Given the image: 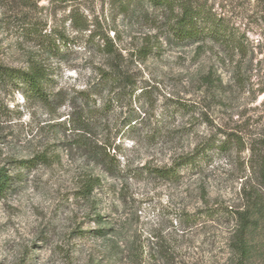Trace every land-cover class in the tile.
<instances>
[{"label":"rangeland","instance_id":"obj_1","mask_svg":"<svg viewBox=\"0 0 264 264\" xmlns=\"http://www.w3.org/2000/svg\"><path fill=\"white\" fill-rule=\"evenodd\" d=\"M25 1L0 0V60L42 62L52 96L44 104L0 84V167L12 176L0 197V264H239L233 211L246 208L250 192L260 209L245 232L244 264H264L261 0H215L225 32L199 48L157 40L145 18L118 13L112 0ZM71 11L85 30L72 26ZM26 13L64 37L55 50L20 29ZM149 37L162 46L139 53ZM103 39L122 49L128 82L100 78ZM86 138L116 155L114 174L93 160ZM205 143L201 168L177 178L154 171ZM40 153L51 160L18 169V160ZM88 176L100 180L90 193L82 192Z\"/></svg>","mask_w":264,"mask_h":264},{"label":"trees","instance_id":"obj_2","mask_svg":"<svg viewBox=\"0 0 264 264\" xmlns=\"http://www.w3.org/2000/svg\"><path fill=\"white\" fill-rule=\"evenodd\" d=\"M37 2L39 0H27L25 4L29 3L37 8ZM261 3L263 6L261 20L264 25V0H261ZM214 5L215 0H112V8L118 13H136L138 14L137 16L145 18L150 27L155 30L154 36L157 40L159 37H162V40L168 42V44H196L197 48L207 40L218 41L225 32L222 18L215 13ZM26 8L30 9L29 7ZM150 10L152 11L150 12ZM68 19L72 26H76L79 30L83 31L86 29L83 25L84 19L75 14L74 11L69 13ZM6 20L2 19L0 21V28L2 27L1 25L6 23ZM19 20L21 23L19 26L20 29L25 34L35 33L41 42L40 44H45L49 50H55V42L57 39H64L54 29L47 32L44 27L45 22L40 16H32L26 13L20 15ZM2 34L0 33V52L2 47ZM160 46H162V42L157 41V43H153L151 37H149L141 45L138 52L146 55L153 49L157 50ZM99 50L106 58V61H108L107 68L99 67L98 69L103 83L110 85L122 84L126 80L128 82L130 76H128V70L124 69L123 66L125 58L122 54V49L119 48L117 43L112 39H103L102 43L99 44ZM52 76V73L46 65L35 59L26 68L9 66L0 60V84L18 90L26 99H36L44 104H48L52 96L48 90L53 82ZM87 95L89 96V94ZM93 114V109H89L86 112L84 121L80 125V129L84 132ZM82 115L84 116L85 112ZM71 122L74 124L75 120L72 119ZM85 145L88 146L87 152L92 156L93 160H96L104 171L114 174L119 161L115 154H110L107 151V144L103 140L94 139V141H91L89 138H86ZM207 150L208 145L205 143L190 153L180 155L172 167L157 168L154 171L160 176H164L162 178H177L181 175V171L184 168H201L202 162L207 158ZM50 160V155L40 153L29 159L18 160L16 164L18 169L23 167L28 169L39 162L48 163ZM257 167L260 179L264 182V154L260 157ZM11 177L4 167H0V197L9 188ZM97 177L88 176L82 183V192L90 193L94 187L98 186L100 180ZM244 198L246 200V208L244 210L233 211L238 217V224L233 232L231 249L237 255L239 264H244L249 254V247L245 240V232L254 221L251 216L253 213L259 212L260 209V202L255 193H246ZM214 211L210 210L209 212Z\"/></svg>","mask_w":264,"mask_h":264}]
</instances>
